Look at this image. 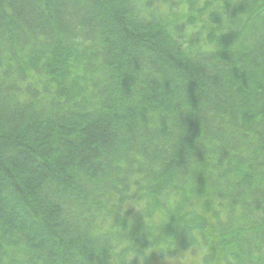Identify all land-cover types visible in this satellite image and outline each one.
<instances>
[{"label": "trees", "instance_id": "trees-1", "mask_svg": "<svg viewBox=\"0 0 264 264\" xmlns=\"http://www.w3.org/2000/svg\"><path fill=\"white\" fill-rule=\"evenodd\" d=\"M170 261L264 264V0H0V264Z\"/></svg>", "mask_w": 264, "mask_h": 264}, {"label": "rangeland", "instance_id": "rangeland-1", "mask_svg": "<svg viewBox=\"0 0 264 264\" xmlns=\"http://www.w3.org/2000/svg\"><path fill=\"white\" fill-rule=\"evenodd\" d=\"M211 1H214L215 2V5L216 6H220V5H224V3L225 2H227V1H229V0H211ZM164 10V9H163ZM201 23V22H200ZM202 25V24H201ZM201 25L198 23V24H196V29H198V30H203L202 28H201ZM190 32H192V30L190 29ZM202 32H204V30L202 31ZM204 33H206V31L204 32ZM172 263H174V262H169V264H172Z\"/></svg>", "mask_w": 264, "mask_h": 264}]
</instances>
